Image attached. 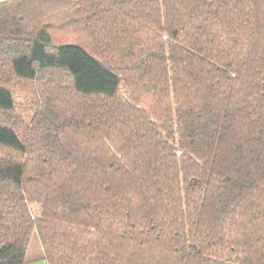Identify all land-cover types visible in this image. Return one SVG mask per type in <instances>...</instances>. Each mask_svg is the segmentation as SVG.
<instances>
[{
	"label": "trees",
	"instance_id": "16d2710c",
	"mask_svg": "<svg viewBox=\"0 0 264 264\" xmlns=\"http://www.w3.org/2000/svg\"><path fill=\"white\" fill-rule=\"evenodd\" d=\"M33 235L47 264H264V0L0 2V264Z\"/></svg>",
	"mask_w": 264,
	"mask_h": 264
},
{
	"label": "rangeland",
	"instance_id": "374dc122",
	"mask_svg": "<svg viewBox=\"0 0 264 264\" xmlns=\"http://www.w3.org/2000/svg\"><path fill=\"white\" fill-rule=\"evenodd\" d=\"M11 87L14 101L11 117L15 121L16 128L20 130L21 134L26 135L27 127H30L37 111L35 100L37 101L38 98H35V91L39 88V85L30 81L15 80ZM121 89H123V85H121ZM34 236L33 245L37 242Z\"/></svg>",
	"mask_w": 264,
	"mask_h": 264
},
{
	"label": "crops",
	"instance_id": "0c3cea01",
	"mask_svg": "<svg viewBox=\"0 0 264 264\" xmlns=\"http://www.w3.org/2000/svg\"><path fill=\"white\" fill-rule=\"evenodd\" d=\"M1 1L3 0H0V2ZM24 264H47L38 244L34 243L33 245L32 240L28 246Z\"/></svg>",
	"mask_w": 264,
	"mask_h": 264
}]
</instances>
